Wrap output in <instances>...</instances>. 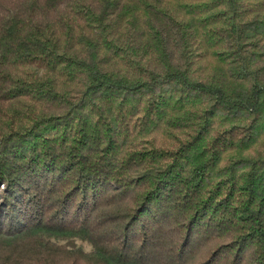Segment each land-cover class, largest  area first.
Returning <instances> with one entry per match:
<instances>
[{"label": "trees", "instance_id": "1", "mask_svg": "<svg viewBox=\"0 0 264 264\" xmlns=\"http://www.w3.org/2000/svg\"><path fill=\"white\" fill-rule=\"evenodd\" d=\"M192 1L0 0V264H264V11Z\"/></svg>", "mask_w": 264, "mask_h": 264}, {"label": "rangeland", "instance_id": "2", "mask_svg": "<svg viewBox=\"0 0 264 264\" xmlns=\"http://www.w3.org/2000/svg\"><path fill=\"white\" fill-rule=\"evenodd\" d=\"M190 2H193V1L192 0H162V4L164 6L169 7L172 12H174L178 15L184 14V9L182 8V6L185 3H190ZM257 6H258L257 8L260 10V12H263L264 11V0H257ZM187 15H189V14H187ZM137 17L138 18H137V21L135 24V28L136 29L139 28V30H142L143 25H144L145 12L143 10L139 11L137 13ZM127 20H128L127 17H123L121 19L120 25H122V26H121V28L118 29V31H117L118 34H122L125 31V28H126L125 26H127L126 25ZM83 28H85L84 23H82L80 27H75L72 33L77 34ZM144 36H146V27L144 29ZM57 37L60 41V44L62 45V43L64 42V38L59 37L58 35H57ZM200 38H201L200 42H202V44H201L202 50H198V51L203 56L201 58H199L198 64L200 66L202 65V68H204L206 72L209 70L211 71L210 66H212L214 64H218V65H221V64L217 63L213 57V53L215 52V46L208 44L206 41H204V39L202 37H200ZM106 54H107V51L105 49L99 50V56L100 55H106ZM222 65H224V64H222ZM228 66L229 65H224V68H228ZM56 72L57 71L55 70L53 72H50V74H56ZM263 141H264V135L260 137L258 143L254 146V149H261V145H262ZM64 244L70 248L81 247L84 251L90 250V246L86 242H83L77 238L64 241Z\"/></svg>", "mask_w": 264, "mask_h": 264}]
</instances>
